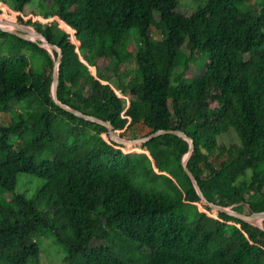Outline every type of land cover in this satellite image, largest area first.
I'll list each match as a JSON object with an SVG mask.
<instances>
[{
	"label": "trees",
	"instance_id": "16d2710c",
	"mask_svg": "<svg viewBox=\"0 0 264 264\" xmlns=\"http://www.w3.org/2000/svg\"><path fill=\"white\" fill-rule=\"evenodd\" d=\"M43 1L45 23L24 13L32 0L0 6V19L61 49L60 102L110 121L126 140L183 131L194 143L187 167L210 202L264 211V0H205L188 13L180 0ZM57 55L0 29V114H9L0 123V264H39L45 231L67 264H264V219L259 227L199 198L181 166L184 138L125 146L53 101ZM130 59L132 82L100 75ZM232 130L239 142H220ZM19 173L44 179L33 196L17 191Z\"/></svg>",
	"mask_w": 264,
	"mask_h": 264
},
{
	"label": "rangeland",
	"instance_id": "374dc122",
	"mask_svg": "<svg viewBox=\"0 0 264 264\" xmlns=\"http://www.w3.org/2000/svg\"><path fill=\"white\" fill-rule=\"evenodd\" d=\"M204 2L205 0H180L181 6L187 8V10H185L186 13H188L192 9L197 8L200 5H203ZM46 3L49 2L48 1L44 2L43 0H32V2L24 6L23 11L24 13H27V15H29L32 12L38 14L40 21L42 23H45V19L42 17V14L45 10ZM0 6H3L6 9H12L13 0H0ZM23 26H25L26 29L30 31L33 32L35 31V29L32 26H28V25H23ZM182 49L186 53H188V48L186 44L182 46ZM26 53L29 54L28 52ZM35 60L39 61L40 59L39 57H35V58L32 57L33 65L36 68L37 63H35ZM99 65L101 67H104L107 64L105 63V61L101 60L99 62ZM103 69L104 70L102 71V73H100V75L102 76L103 79L109 80V82L112 83L113 85H116V83H118V77L121 83L126 84L135 80L137 76L136 66L133 59H130L127 62H125L121 66L118 74H113L112 72H108L107 68H103ZM178 71H180V68L176 70V72ZM8 119H9V114H0V123L4 124L8 121ZM220 142L238 143L239 138L236 132L232 130L230 133L226 132V134L220 137ZM17 179H18L17 191L25 194L28 197L33 196L36 193V190L44 182V179L36 177L29 173H19ZM4 196L6 198L11 197V195L7 192L4 194ZM230 225H233V223H230ZM230 230L231 228L228 229V231ZM37 241L39 244V254L37 257V261L39 264H67L66 262H64V258L66 256V249L56 240L54 234L51 231H45L42 235L37 237Z\"/></svg>",
	"mask_w": 264,
	"mask_h": 264
},
{
	"label": "water",
	"instance_id": "95a60500",
	"mask_svg": "<svg viewBox=\"0 0 264 264\" xmlns=\"http://www.w3.org/2000/svg\"><path fill=\"white\" fill-rule=\"evenodd\" d=\"M13 25L14 26L12 28H8V27H4V26L0 25V29L3 31L15 34L16 36H18L22 39H25V40L37 41V44L40 47H43L46 49H54L57 52L58 55L54 61L53 68H52V88L51 89H52L53 101L59 107H61L62 109L74 114L77 117H80V118H83L87 121H91V122L98 123V124L105 126L107 129V133H108L109 138L112 141L117 142V143L122 144V145H125V146L147 143L149 140H151L157 136H160L162 134H165V133L174 134V135H177L179 137L184 138L187 141L189 148L181 160V166H182L183 170L185 171V173L188 175V177H189L197 195L199 196V198L204 203H206L210 208H212L214 210L225 213L229 216H232L234 218L240 219L242 221H245L247 223H250V224H253L256 226H259V227L262 226L261 223H262V220L264 219V211L251 212V213L238 212V211L233 210L231 207H225V206L217 205L213 202H210L204 196L201 188L198 185L196 178L194 177L192 172L187 167L189 157L191 156V153L194 149V143H193V140L191 139V137L186 135L183 131H181L179 129H158V130H156V131H154V132H152L146 136L139 137L136 139H127L126 140V139L120 138L117 135V133L115 132V129H114V127L110 121H103V120H101V119H99L93 115L85 114L76 108H73L69 105H66V104L60 102V100L57 97V88H58V83H59L58 68H59V63H60L61 58H62L61 49L58 46H56L55 44L49 42L45 38V36H43L38 31H34V32L30 31V30L26 29V27L23 26L22 24L14 23ZM36 39H38V40H36Z\"/></svg>",
	"mask_w": 264,
	"mask_h": 264
},
{
	"label": "bare ground",
	"instance_id": "6f19581e",
	"mask_svg": "<svg viewBox=\"0 0 264 264\" xmlns=\"http://www.w3.org/2000/svg\"><path fill=\"white\" fill-rule=\"evenodd\" d=\"M13 24H14L13 22H10L8 20L0 19V25H2L4 27L11 28L14 26Z\"/></svg>",
	"mask_w": 264,
	"mask_h": 264
}]
</instances>
